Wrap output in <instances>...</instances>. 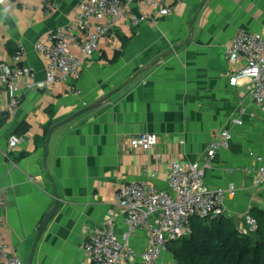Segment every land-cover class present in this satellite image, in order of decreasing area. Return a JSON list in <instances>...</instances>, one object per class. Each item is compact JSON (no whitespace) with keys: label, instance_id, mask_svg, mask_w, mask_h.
Wrapping results in <instances>:
<instances>
[{"label":"crops","instance_id":"crops-1","mask_svg":"<svg viewBox=\"0 0 264 264\" xmlns=\"http://www.w3.org/2000/svg\"><path fill=\"white\" fill-rule=\"evenodd\" d=\"M41 1L0 0V62H10L22 43L37 81L46 66L36 44L73 25L85 0H55L54 12ZM164 1L171 13L135 27L120 23L118 48L102 40L78 80L23 92L17 113L3 121L0 221L24 264H87V228L103 223L117 185L148 180L166 188L170 160H201L223 127L233 142L207 170V186L238 187L226 214L237 225L264 199L252 184L251 156L264 157V111L251 96V80L231 84L243 63L226 58L237 30L264 34V0ZM150 10L140 1L131 5L133 14ZM238 116L243 124H231ZM26 133L9 151V137ZM142 133L159 136L151 152L131 143ZM116 230L126 231L123 214ZM131 244L143 252L146 234L135 232Z\"/></svg>","mask_w":264,"mask_h":264},{"label":"built area","instance_id":"built-area-1","mask_svg":"<svg viewBox=\"0 0 264 264\" xmlns=\"http://www.w3.org/2000/svg\"><path fill=\"white\" fill-rule=\"evenodd\" d=\"M137 1L145 3L151 10L133 14L131 5ZM40 8L54 12L56 2L42 0ZM171 11L164 0L83 1L78 6L73 25L52 29L46 39L35 46L45 61L46 77L43 81H37L35 69L24 64L25 51L20 43L10 62H0V98H4L0 106V128L4 117L19 110L23 92L78 80L85 64L104 39L113 48H118L117 28L120 23L135 27ZM226 58L243 63V67L231 77V84H237L243 78L251 80V96L264 111V34L245 28L237 30L227 48ZM245 112L246 109L241 110V114ZM230 123L242 125L243 120L240 116L233 117ZM27 137V133L12 134L8 140L9 151L16 149ZM233 137L230 128L223 127L210 141L201 160L173 157L168 166V186L164 189L148 180L117 185L114 207L107 212L103 223L87 228L82 245L87 254V264H159L170 242L192 234L193 219L226 215L227 201L235 198L239 189L235 184L208 187L206 172L212 167L218 152L230 148ZM131 143L148 153L158 145L159 136L142 133L132 138ZM251 156L256 160V167L252 169L253 187L264 190V157L254 152ZM5 205L6 198L0 189V206ZM119 214L124 215L126 225V231L121 234L116 230ZM3 224L0 221V261L3 264H24L21 256L6 242ZM238 229L243 233H253L258 229V221L250 210L244 215L243 226H238ZM139 231L144 232L148 240L141 253L131 244L132 234Z\"/></svg>","mask_w":264,"mask_h":264},{"label":"trees","instance_id":"trees-1","mask_svg":"<svg viewBox=\"0 0 264 264\" xmlns=\"http://www.w3.org/2000/svg\"><path fill=\"white\" fill-rule=\"evenodd\" d=\"M250 213L258 221L253 233L241 232L227 215L193 219L192 234L169 243L175 263L264 264V209L254 207Z\"/></svg>","mask_w":264,"mask_h":264},{"label":"rangeland","instance_id":"rangeland-1","mask_svg":"<svg viewBox=\"0 0 264 264\" xmlns=\"http://www.w3.org/2000/svg\"><path fill=\"white\" fill-rule=\"evenodd\" d=\"M261 203H262V205H260ZM261 203H259V205L257 204L255 207L264 209V199L261 200ZM241 223H242V225L240 224L238 226H243L244 217H243ZM237 224H239V223H237ZM159 263L160 264H176L175 259L172 255V253L170 252V250L165 251V253L162 255L161 261Z\"/></svg>","mask_w":264,"mask_h":264},{"label":"water","instance_id":"water-1","mask_svg":"<svg viewBox=\"0 0 264 264\" xmlns=\"http://www.w3.org/2000/svg\"><path fill=\"white\" fill-rule=\"evenodd\" d=\"M111 94V93H110Z\"/></svg>","mask_w":264,"mask_h":264}]
</instances>
